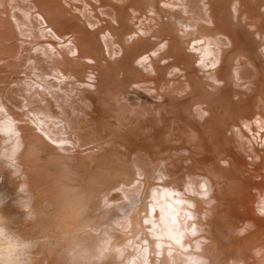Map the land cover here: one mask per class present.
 I'll return each instance as SVG.
<instances>
[{"label":"bare ground","instance_id":"bare-ground-1","mask_svg":"<svg viewBox=\"0 0 264 264\" xmlns=\"http://www.w3.org/2000/svg\"><path fill=\"white\" fill-rule=\"evenodd\" d=\"M0 264H264V0H0Z\"/></svg>","mask_w":264,"mask_h":264},{"label":"clouds","instance_id":"clouds-1","mask_svg":"<svg viewBox=\"0 0 264 264\" xmlns=\"http://www.w3.org/2000/svg\"><path fill=\"white\" fill-rule=\"evenodd\" d=\"M0 239H7V230L3 227L2 222H0Z\"/></svg>","mask_w":264,"mask_h":264}]
</instances>
